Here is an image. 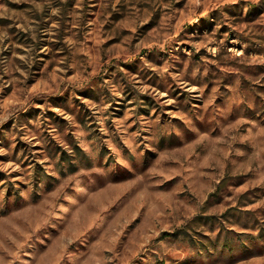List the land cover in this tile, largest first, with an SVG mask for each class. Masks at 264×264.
<instances>
[{"label": "rangeland", "instance_id": "1", "mask_svg": "<svg viewBox=\"0 0 264 264\" xmlns=\"http://www.w3.org/2000/svg\"><path fill=\"white\" fill-rule=\"evenodd\" d=\"M0 264H264V0H0Z\"/></svg>", "mask_w": 264, "mask_h": 264}]
</instances>
